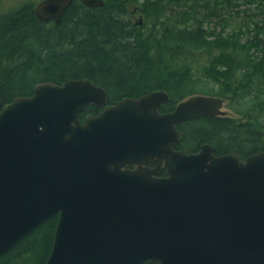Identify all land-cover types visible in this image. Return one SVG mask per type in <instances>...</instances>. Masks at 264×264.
<instances>
[{
    "label": "water",
    "instance_id": "1",
    "mask_svg": "<svg viewBox=\"0 0 264 264\" xmlns=\"http://www.w3.org/2000/svg\"><path fill=\"white\" fill-rule=\"evenodd\" d=\"M73 1L40 0L34 14L58 23ZM167 101L106 105L84 79L0 98V256L57 216L45 264H264V152L175 149L177 124L222 116L224 102L193 95L159 113ZM90 105L104 107L81 122Z\"/></svg>",
    "mask_w": 264,
    "mask_h": 264
},
{
    "label": "trees",
    "instance_id": "2",
    "mask_svg": "<svg viewBox=\"0 0 264 264\" xmlns=\"http://www.w3.org/2000/svg\"><path fill=\"white\" fill-rule=\"evenodd\" d=\"M35 1L10 11L0 7L4 105L32 95L38 84L77 79L102 87L106 105L164 91L168 101L159 113L193 95L215 96L228 100L235 116L177 124L182 139L175 149L194 153L208 144L214 156L240 158L264 152V0H102L96 8L74 0L58 23L39 21ZM239 3L246 9H237ZM200 58L208 63L199 66ZM103 107L88 106L79 120ZM56 219L22 239L0 264H20L39 250L44 264Z\"/></svg>",
    "mask_w": 264,
    "mask_h": 264
},
{
    "label": "rangeland",
    "instance_id": "3",
    "mask_svg": "<svg viewBox=\"0 0 264 264\" xmlns=\"http://www.w3.org/2000/svg\"><path fill=\"white\" fill-rule=\"evenodd\" d=\"M24 1H26V0H2V3H1L0 7H1L2 11H10V10H13V9L18 8L19 6H21L24 3ZM35 2H37V0ZM239 2H242V1H239ZM236 8L240 9V10H244V9H246V5L242 4V3H239V4L236 5ZM136 17L142 19V16L139 17L137 15ZM228 31H229V29H227L223 33V35L225 36L228 33ZM205 60H206V63H208L207 59H204V58L201 59L200 58L198 60L199 66H202L203 64H205L204 63ZM198 69H200V67H198ZM223 99H224V105H223V107L221 109L224 112L223 114L224 115H228V116H231V115L235 116V115L232 114L231 110L227 107L228 100H226L225 98H223ZM224 115H222V116H224ZM244 118L246 119V117H244ZM56 222H57V219H56ZM51 245H52V243H51ZM3 255H1V256H3ZM1 256H0V258H1ZM48 256H49V254H48ZM43 257H44V255H43L42 250H39L34 256H32L31 253L30 254H26L25 258H23V259H25L23 262H25L26 264H41L40 262L42 261ZM47 259H48V257H47ZM47 259L44 261V264L46 263ZM23 262H21L20 264H22Z\"/></svg>",
    "mask_w": 264,
    "mask_h": 264
},
{
    "label": "flooded vegetation",
    "instance_id": "4",
    "mask_svg": "<svg viewBox=\"0 0 264 264\" xmlns=\"http://www.w3.org/2000/svg\"><path fill=\"white\" fill-rule=\"evenodd\" d=\"M132 12H133V13L136 12V8H135V7L132 9ZM138 20H139V21H138ZM137 22H138L139 24L142 23V22H141V19L138 18V17H137ZM238 157H239V156H238ZM239 158H240V157H239ZM246 158H247V157H246ZM246 158H240V160H241V161H245ZM135 167H136V166H131V167H129V169H134ZM34 232H35V231H34Z\"/></svg>",
    "mask_w": 264,
    "mask_h": 264
}]
</instances>
